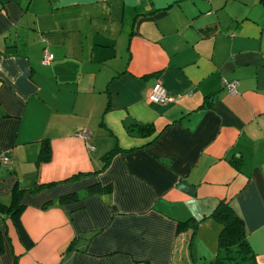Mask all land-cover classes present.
Instances as JSON below:
<instances>
[{
	"label": "crops",
	"instance_id": "obj_1",
	"mask_svg": "<svg viewBox=\"0 0 264 264\" xmlns=\"http://www.w3.org/2000/svg\"><path fill=\"white\" fill-rule=\"evenodd\" d=\"M0 151V264H211L222 199L264 264V0H0Z\"/></svg>",
	"mask_w": 264,
	"mask_h": 264
},
{
	"label": "trees",
	"instance_id": "obj_2",
	"mask_svg": "<svg viewBox=\"0 0 264 264\" xmlns=\"http://www.w3.org/2000/svg\"><path fill=\"white\" fill-rule=\"evenodd\" d=\"M151 128L152 126L150 124H141L136 122L128 123V129L134 132L137 131L140 133H147L151 130ZM118 150L119 148L113 147L102 155L104 160L103 166H106L110 162ZM39 157L42 160H45L49 157V147L47 144L42 146ZM77 175L78 174H74L72 177H76ZM42 186H44V184L38 183L30 188H24L16 184L14 185L11 192L10 203H4L0 200V217L5 215V213L10 215L16 224L20 238L23 242H25L26 246L32 245L33 240L28 235L20 220V212L23 208L20 198L23 191L26 189L34 191ZM109 186V184H102L99 181H96L88 185L87 188L89 191H102L107 189V187L109 188ZM74 195L75 194L73 193L67 194V196ZM211 216L221 224L218 235L217 253L211 264H258L255 260V254L253 253L246 239L244 221L242 217L236 213L231 204L228 201L222 199L212 211ZM183 224L184 222H181L180 226L183 227ZM186 224H192L193 226H196V221L189 219Z\"/></svg>",
	"mask_w": 264,
	"mask_h": 264
},
{
	"label": "built area",
	"instance_id": "obj_3",
	"mask_svg": "<svg viewBox=\"0 0 264 264\" xmlns=\"http://www.w3.org/2000/svg\"><path fill=\"white\" fill-rule=\"evenodd\" d=\"M53 59V53L44 48L42 52L41 61L43 63H49ZM224 85L226 86L229 92H234L236 88V81L235 80H227L224 79ZM174 95L167 92L166 88L162 85L159 80H156L150 89L147 92V98L150 101L154 102H163L167 103L174 99ZM87 133L86 129L81 131V134L85 136ZM9 162V157L7 155V151H0V163L7 164Z\"/></svg>",
	"mask_w": 264,
	"mask_h": 264
}]
</instances>
